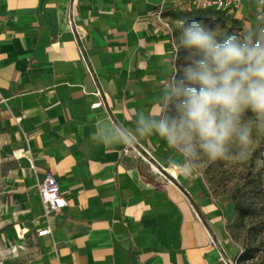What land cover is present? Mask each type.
<instances>
[{
	"label": "crops",
	"instance_id": "0c3cea01",
	"mask_svg": "<svg viewBox=\"0 0 264 264\" xmlns=\"http://www.w3.org/2000/svg\"><path fill=\"white\" fill-rule=\"evenodd\" d=\"M188 9L0 0V231L30 264H229L225 214L195 174L167 166L162 139H140V156L93 139L99 118L133 128L135 112L158 109L174 53L165 19ZM233 17H254L253 2ZM47 174L67 202L49 215L37 190Z\"/></svg>",
	"mask_w": 264,
	"mask_h": 264
},
{
	"label": "clouds",
	"instance_id": "9594fccd",
	"mask_svg": "<svg viewBox=\"0 0 264 264\" xmlns=\"http://www.w3.org/2000/svg\"><path fill=\"white\" fill-rule=\"evenodd\" d=\"M253 9L250 24L231 33L203 20L179 21L174 74L158 109L135 112L133 128L99 118L93 139L114 151L158 136L173 150L167 166L186 177L204 161L252 157L264 140V0H253ZM180 49L187 54L177 67Z\"/></svg>",
	"mask_w": 264,
	"mask_h": 264
},
{
	"label": "rangeland",
	"instance_id": "374dc122",
	"mask_svg": "<svg viewBox=\"0 0 264 264\" xmlns=\"http://www.w3.org/2000/svg\"><path fill=\"white\" fill-rule=\"evenodd\" d=\"M253 19L194 8L177 11L165 21L175 52L178 41L173 38L180 35L179 21L203 20L212 29L219 24L231 33L242 30ZM186 54L184 49L179 50L177 67L184 63ZM173 65L171 75L174 74ZM247 116L252 113L249 111ZM195 175L206 196L225 214L224 237L232 247L233 264H264V140L248 160L204 161ZM215 223L221 228V217H217ZM29 259L25 244L16 243L0 231V264H30Z\"/></svg>",
	"mask_w": 264,
	"mask_h": 264
},
{
	"label": "built area",
	"instance_id": "2783aa9c",
	"mask_svg": "<svg viewBox=\"0 0 264 264\" xmlns=\"http://www.w3.org/2000/svg\"><path fill=\"white\" fill-rule=\"evenodd\" d=\"M71 3L74 0H70ZM187 3L194 8L202 10H212L222 12L229 16H232L238 12L243 5L247 2H253V0H180ZM69 24H72L71 18H69ZM133 148L140 156L141 153ZM40 202L46 215L61 211L66 207L67 202L64 195L59 189V186L51 174H47L45 179L37 187ZM50 233L49 229H43L37 232V236H44ZM229 264H233L230 260Z\"/></svg>",
	"mask_w": 264,
	"mask_h": 264
},
{
	"label": "trees",
	"instance_id": "16d2710c",
	"mask_svg": "<svg viewBox=\"0 0 264 264\" xmlns=\"http://www.w3.org/2000/svg\"><path fill=\"white\" fill-rule=\"evenodd\" d=\"M206 11V10H205ZM207 11H212V10H207ZM216 12H218V11H216ZM222 13V12H221Z\"/></svg>",
	"mask_w": 264,
	"mask_h": 264
}]
</instances>
